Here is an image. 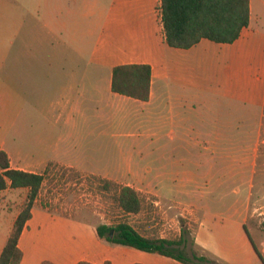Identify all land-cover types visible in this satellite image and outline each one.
<instances>
[{
    "label": "crops",
    "instance_id": "1",
    "mask_svg": "<svg viewBox=\"0 0 264 264\" xmlns=\"http://www.w3.org/2000/svg\"><path fill=\"white\" fill-rule=\"evenodd\" d=\"M127 63L150 65L147 101L111 90L112 68ZM203 75L212 83L202 85ZM157 88L164 99H172L173 91H178L177 99L189 107L177 112L175 121L166 116L162 136L166 140L175 139L168 126L175 122L181 140L202 142L199 119L211 115L196 109L202 90L216 92L245 112H264V0H249V23L233 42L202 38L189 48L166 43L160 0H0V149L7 153L11 168L42 173L53 161L105 174L84 167L90 136L101 138L102 146L108 131L105 125L134 112L136 103H149ZM194 118L198 121L190 124ZM116 134L119 139L120 131ZM123 137L130 139L128 134ZM212 137L209 143L214 142ZM22 191L28 188L0 191L18 201L10 211V229L0 252L21 209L20 201L26 200ZM234 209L240 216L225 227L226 241L205 239L213 232L203 230L201 222L195 244L223 264H264L244 230L245 209ZM31 212L18 239L23 252L18 264L45 260L183 264L162 254L111 244L97 237L94 225L37 205ZM257 250L263 257L264 246Z\"/></svg>",
    "mask_w": 264,
    "mask_h": 264
},
{
    "label": "rangeland",
    "instance_id": "2",
    "mask_svg": "<svg viewBox=\"0 0 264 264\" xmlns=\"http://www.w3.org/2000/svg\"><path fill=\"white\" fill-rule=\"evenodd\" d=\"M205 75L202 85L207 86L213 80H207ZM178 91L181 93V88ZM178 91H173L172 99H164L157 88L149 103H136L134 112L122 114L112 125L106 124L108 131L102 146L101 138L90 136L84 150V167L104 170L105 174L58 164L68 167L64 181L59 184L46 178L36 205L51 202L57 211L94 226L126 222L147 237L178 239L185 229L186 245L174 251L182 250L187 257L192 253L208 256L194 241L201 222L203 230L213 232L207 238L205 235V239L226 241L229 230L225 227L240 216L235 206L239 209L242 206L246 211L242 213L246 232L261 249L264 246V112H245L239 104L225 100L216 92L202 90L196 109L211 112L210 116L199 119L202 142L181 140L175 122L168 123L175 139L166 140V116L175 121L177 112L189 108L177 99ZM196 121L194 118L190 124ZM126 134L130 139L123 137ZM134 136L136 141L132 140ZM209 136L213 143L208 142ZM100 178L135 188L143 201L141 211L122 212L113 201V189H101L97 180ZM16 203L13 195L0 193V248L10 229L8 217ZM24 203L25 198L20 201V208Z\"/></svg>",
    "mask_w": 264,
    "mask_h": 264
},
{
    "label": "trees",
    "instance_id": "3",
    "mask_svg": "<svg viewBox=\"0 0 264 264\" xmlns=\"http://www.w3.org/2000/svg\"><path fill=\"white\" fill-rule=\"evenodd\" d=\"M161 21L165 41L170 47L189 48L202 38L216 43H231L236 40L241 29L249 23V0H160ZM151 67L144 63H127L112 68L111 90L115 93L136 100L147 101L150 96ZM66 169L49 161L42 173L14 169L10 167L7 153L0 149V191L10 188H28L24 205L13 221L12 228L0 252V264H18L23 252L18 246V239L26 222L32 216V207L37 204L40 190L45 179L64 181ZM51 172H53L51 174ZM52 175V176H51ZM102 190L113 189V201L124 213L136 214L141 211L143 201L140 193L129 185L111 182L108 179H97ZM56 215L70 217L56 210L51 202L44 201L39 206ZM72 218V217H70ZM75 219V218H73ZM79 220V219H76ZM246 231V227L244 226ZM98 238L111 244L125 245L136 249L162 254L178 260L183 264H223L206 255L192 253L185 256V229L178 239L147 237L139 233L126 222L114 225L101 223L95 226ZM112 231V234L110 232ZM254 251L262 260L263 257L252 242ZM194 242V241H193ZM41 264H52L45 260ZM75 264H92L79 260ZM104 264H110L105 261Z\"/></svg>",
    "mask_w": 264,
    "mask_h": 264
},
{
    "label": "water",
    "instance_id": "4",
    "mask_svg": "<svg viewBox=\"0 0 264 264\" xmlns=\"http://www.w3.org/2000/svg\"><path fill=\"white\" fill-rule=\"evenodd\" d=\"M110 234H112V231L110 232Z\"/></svg>",
    "mask_w": 264,
    "mask_h": 264
}]
</instances>
